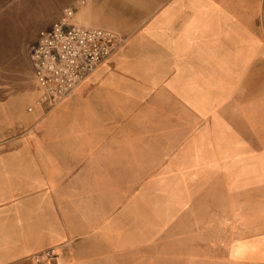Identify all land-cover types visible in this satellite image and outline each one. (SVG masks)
<instances>
[{"label":"crops","instance_id":"1","mask_svg":"<svg viewBox=\"0 0 264 264\" xmlns=\"http://www.w3.org/2000/svg\"><path fill=\"white\" fill-rule=\"evenodd\" d=\"M67 8L125 41L49 107ZM0 264H264V0H0Z\"/></svg>","mask_w":264,"mask_h":264},{"label":"built area","instance_id":"2","mask_svg":"<svg viewBox=\"0 0 264 264\" xmlns=\"http://www.w3.org/2000/svg\"><path fill=\"white\" fill-rule=\"evenodd\" d=\"M88 0H81L86 3ZM73 10L43 30L31 45V58L43 93L40 101L54 106L63 101L124 43L115 31L70 21ZM51 251L45 255L50 256Z\"/></svg>","mask_w":264,"mask_h":264}]
</instances>
